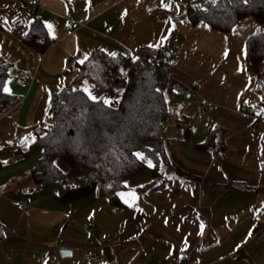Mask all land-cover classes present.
I'll return each mask as SVG.
<instances>
[{
    "label": "crops",
    "instance_id": "crops-1",
    "mask_svg": "<svg viewBox=\"0 0 264 264\" xmlns=\"http://www.w3.org/2000/svg\"><path fill=\"white\" fill-rule=\"evenodd\" d=\"M206 1L0 0V59L10 65L4 90L19 99L0 114V124L26 108L32 130L9 144L0 130V264H264V59L257 85L246 55L247 40L263 29L250 16L229 33L194 25L190 9ZM68 13L87 26L69 30ZM37 21L46 29L44 53L25 43ZM96 50L124 58L113 92L104 96L87 84L96 100H120L139 51H154L150 59L168 77L164 133L172 169L161 180L150 169L129 180L120 193L131 207L118 194L116 201L99 197L95 182L38 185L31 169L39 154L24 156L44 126L52 94ZM27 76L35 77L30 89L19 83ZM175 83L203 88L174 96ZM244 106L256 116L242 112Z\"/></svg>",
    "mask_w": 264,
    "mask_h": 264
},
{
    "label": "trees",
    "instance_id": "trees-1",
    "mask_svg": "<svg viewBox=\"0 0 264 264\" xmlns=\"http://www.w3.org/2000/svg\"><path fill=\"white\" fill-rule=\"evenodd\" d=\"M253 17L263 31L246 43L248 72L263 83L260 64L264 59V0H208L190 9L194 25L205 23L221 33H229L242 19ZM46 29L41 21L31 25L25 43L44 53ZM154 51H149L153 56ZM124 61L96 50L77 67L75 78L53 93L47 123L30 145L25 158L39 154L31 177L38 185L64 181L70 185L95 182L99 197L113 196L126 188L129 180L151 170L155 181L172 169L165 139L170 109L165 98L168 77L154 69L149 58L138 57L128 72L124 92L117 103L105 105L103 98L90 100L84 92L94 84L103 95L113 92L114 78ZM10 65L0 59V114L19 103L5 92ZM160 72V73H159ZM211 140V136H210ZM208 140V141H210ZM142 152L152 161L149 168L133 153ZM3 234L0 225V240Z\"/></svg>",
    "mask_w": 264,
    "mask_h": 264
},
{
    "label": "built area",
    "instance_id": "built-area-1",
    "mask_svg": "<svg viewBox=\"0 0 264 264\" xmlns=\"http://www.w3.org/2000/svg\"><path fill=\"white\" fill-rule=\"evenodd\" d=\"M67 20H68L67 26H68V29L69 30L81 29V28H85L87 26V23L86 22H83V21H79V22L73 21L71 19V14L70 13L67 14ZM137 54H138L139 57L149 58L150 59L148 53L139 51ZM150 62L152 63L154 69L160 71L162 74L165 73L164 66H161L156 60H151L150 59ZM34 81H35V77L34 76L33 77L27 76V77L21 78L19 80V83H20V85L23 88L30 89ZM202 88H203V84L202 83H196V84H194L192 86H187V87H183L179 83H175L174 85H172L170 87V90L169 91L174 96H182V95H189V94H192V93H197ZM242 112H244L246 114H249V115H251L253 117L256 116L254 110H252L248 106H244L242 108ZM251 129L254 130L253 127H251ZM217 156L218 157H223L224 156V149H223V146L222 145H218L217 146ZM19 207H20L21 210H23L27 214H29V207H28V205H26L24 203H20L19 204ZM196 213L201 218V222L203 224H207V220L203 217V214H202L201 210L198 209L196 211ZM239 258H240V254L239 253H236L235 255H233L231 257V260L233 262H236V261L239 260ZM89 259L90 260H97V259H99V256L93 255V256H90Z\"/></svg>",
    "mask_w": 264,
    "mask_h": 264
},
{
    "label": "rangeland",
    "instance_id": "rangeland-1",
    "mask_svg": "<svg viewBox=\"0 0 264 264\" xmlns=\"http://www.w3.org/2000/svg\"><path fill=\"white\" fill-rule=\"evenodd\" d=\"M30 109H21L13 118H7L0 124V130L5 131L8 136H5L4 142L5 144H9L12 140L19 143L24 140V138L31 133V129L29 130L26 124V118L29 115ZM18 116V117H17ZM19 120V122L17 121ZM19 125H18V124ZM47 120H44L43 124L45 125ZM16 125L20 126V128H16ZM28 128V130H27ZM31 128V127H30ZM43 131H40V135Z\"/></svg>",
    "mask_w": 264,
    "mask_h": 264
},
{
    "label": "snow or ice",
    "instance_id": "snow-or-ice-1",
    "mask_svg": "<svg viewBox=\"0 0 264 264\" xmlns=\"http://www.w3.org/2000/svg\"><path fill=\"white\" fill-rule=\"evenodd\" d=\"M161 6H165V5L162 4ZM5 22H6V21H5ZM46 27L49 29V32L51 33L52 26H51V25H46ZM149 47H152V45H149ZM226 54H227V53L225 52V55H226ZM111 55L114 56V54H111ZM85 59H87L86 56H85ZM80 63H83V61H80ZM83 90H84V92L88 95V98H89L90 100L95 101V100L97 99L96 96H93V95L91 94V92H89V89H88L87 87H85ZM5 91H7V88H5ZM103 103H104L105 105H108V104H110V101H109L108 99H104V100H103ZM262 112H264V110H262ZM133 155H134L138 160H144V161H146L148 167H152V161H151V160H148V159L144 156V154H143L142 152H134ZM118 195L121 197V199H124V198H125V194H124V193H118ZM129 195H131V194H129ZM133 199H134V197H133ZM124 202H125V203H128V204H129V207L132 206V204L129 203V201H128L127 199H124ZM201 228H203V225H201Z\"/></svg>",
    "mask_w": 264,
    "mask_h": 264
},
{
    "label": "water",
    "instance_id": "water-1",
    "mask_svg": "<svg viewBox=\"0 0 264 264\" xmlns=\"http://www.w3.org/2000/svg\"><path fill=\"white\" fill-rule=\"evenodd\" d=\"M214 1H219V0H214ZM61 255L62 256L70 255V252H68V251H62L61 252Z\"/></svg>",
    "mask_w": 264,
    "mask_h": 264
}]
</instances>
